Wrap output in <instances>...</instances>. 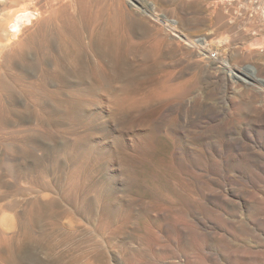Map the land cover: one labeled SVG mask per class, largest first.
Returning <instances> with one entry per match:
<instances>
[{"label":"bare ground","instance_id":"1","mask_svg":"<svg viewBox=\"0 0 264 264\" xmlns=\"http://www.w3.org/2000/svg\"><path fill=\"white\" fill-rule=\"evenodd\" d=\"M32 1L0 0V264H42L38 246L48 238L53 244L51 261L59 229L64 240L74 237L76 224L83 221L104 229L107 203L100 193L87 199L73 156L77 150L87 155L90 149L101 154H114L115 149L94 136H72L69 125L82 108L98 110L97 101L89 99L101 103L95 113L100 116L141 90L149 91L153 102L171 104L188 97L187 105H194L193 110L205 104L201 115L210 122L224 119L216 131L227 141L203 151L189 149L200 157L192 156L193 162L186 164L199 173L173 180L168 193L186 202L191 211L204 210L213 220L195 222L188 218L190 211H172L173 247L157 240L145 246L147 250L158 247V254L152 255L154 263L233 264L223 253L229 250L226 239L230 236L252 245L246 254L249 264H264L262 224L237 216L227 220L228 229L220 227L222 233L214 231V214L221 216L214 212L215 201L230 197L239 201L237 212L252 203L264 214V54L251 42L253 33L264 37V0H234L211 9V0H165L164 11L144 0H57L59 6L50 0ZM96 2L102 8L93 13L90 7ZM240 8L249 11L242 13ZM238 16H244L245 22L237 23ZM214 40L225 43L217 56ZM185 76L188 80L183 83ZM222 103L225 106H218ZM127 141L138 144L133 138ZM175 151L183 153L179 146ZM214 152L221 160L217 164L208 158ZM238 163L263 169L244 175L238 169L239 180L259 187V195L228 188L225 177L214 189V167L220 172ZM114 165L111 159L110 173ZM111 187L118 193L111 209L126 207L132 215V188H120L117 179ZM165 213L155 211L156 216ZM147 216L154 217L150 210ZM243 222L247 226L238 232L236 225ZM197 225L206 232H199ZM113 236V246L104 244L108 252H116L109 253L110 264H143L139 244L136 252L118 234ZM206 236L213 245L217 238L219 251L213 247L203 252L197 239L204 242ZM184 237L196 255L185 253L180 241Z\"/></svg>","mask_w":264,"mask_h":264},{"label":"rangeland","instance_id":"2","mask_svg":"<svg viewBox=\"0 0 264 264\" xmlns=\"http://www.w3.org/2000/svg\"><path fill=\"white\" fill-rule=\"evenodd\" d=\"M34 1L36 0H33L32 2ZM50 1L55 6H59L57 0ZM144 1L149 6H152L156 3V5L160 7L161 11H164L166 8L165 0ZM232 1L234 0H211L209 7L211 9V7H215V5L218 6L219 4ZM92 5L93 6L90 7V10L93 13L98 12L100 8H102V5L99 2L93 3ZM205 6L206 8L208 7V5ZM209 7L207 9H209ZM21 8H23V6ZM240 10L242 13H247L249 11V9L242 8H240ZM73 11H76V7L73 8ZM244 22V16H238L237 23L242 24ZM251 36V42H256L253 48L258 53L264 54V37H260L255 33H253ZM253 38L255 41H253ZM224 44L225 43L220 44L215 40L212 42V46L214 48L213 53L216 52L214 55L217 56L218 54H221V52L219 53L218 51L221 50ZM208 47L207 49L209 50L210 47ZM187 80L188 78L185 76L183 79H181V82L184 83L187 82ZM152 99L153 96L149 93V91H138L132 95H129V100L123 105L115 106L112 104L110 108H106L104 115L101 114L102 116L95 115L96 112L100 111V108L102 107V105H100L101 103L99 104L97 99H89L92 103L97 101L96 104L98 105V110H96L95 107H91V111H86L87 108H82L79 113L74 115V118L69 125V132L72 134V136L76 138L78 136L87 138L94 136L97 139H102L105 142H108L115 149V155L107 151H105L104 154H101L98 151H94L92 153L91 151L93 149H90L87 155H83L77 150L74 152L73 156L76 172L81 175V186L86 192L87 199L92 200L95 193H100L104 197L105 202L107 203L106 221L104 229L94 227L87 221H85V224L84 221L81 224H76V235L69 240H64L62 238V230L59 229V237L57 239V246L55 248L56 256L52 257L51 261L48 260V257L52 252L51 246L53 244L49 238L42 240L38 246L42 264H110L109 253L116 252H108L105 248V245L107 244L106 247L113 246L114 234H118L120 239H123L125 242H127L130 249L138 247L137 244H139L141 250H143L142 252L140 250L142 256L141 258L139 257V259L142 260L143 264H156L154 263L155 259L153 256L158 254V247L155 245L153 250H147L145 246H152L156 243L155 240H157L162 243H167V245H171L173 247V244L170 242L171 235L174 234V225L172 224V218H174V214L172 211L176 210L177 212L181 213L190 211L188 218L195 222L205 221L207 219L213 220V217L210 216L209 218V215L204 210L198 209L196 211H191L186 202L181 201L178 196H171L168 193L173 180L178 178L185 180V175L190 173H199L195 172L193 167H189L186 164V162H193L192 156H199V153L191 152L189 149L203 151L207 147L211 148L216 143L222 144L227 142L225 137L216 131L217 125L223 123L224 119H220L216 122H210L206 116L201 115L205 114V104H198V108L193 110L195 107L194 105H187V102L190 101L188 100V97H184L181 100L175 102L173 101L171 104L166 102H153ZM224 104L226 105L227 102ZM224 104H218V106H225ZM184 116H188L189 118L184 120ZM82 119L84 120L82 121ZM156 119L159 121H156ZM110 123L113 125V127ZM211 128H213V130ZM118 132H121L122 135ZM125 135H128V137ZM131 138L138 140V144L136 146L130 145V143H128L127 140ZM184 142L186 145H184ZM176 146L181 147L183 149V153H177L175 151ZM233 154L234 152H230L229 156L233 158L235 156V154ZM181 157L184 160H180ZM208 158L214 160V164H217L218 162L216 163V161L218 160L219 162L221 161L219 154L215 152L214 157L208 156ZM111 159L115 162V169L113 173L108 171V165ZM261 162L262 167H264V156L262 157ZM238 169L243 172V175L246 172H261L263 170L256 164L252 163H238L236 164V167L225 166V168H221L220 172L214 167V189H218L215 183L223 182L222 178L225 177L229 178V181L226 182L228 184V188H240L246 194L257 193L259 195L261 191L259 187L256 188L250 183L241 182L239 180L237 177L239 174ZM114 179L119 181L120 188H132L131 195L135 200L134 207L131 208L133 212L132 215L128 214L126 207L118 210L116 209V211L111 209L110 205L112 204V201L118 196L117 191L113 190L111 187V185H113ZM193 189L198 192L196 187ZM237 201L238 200L236 199L231 200L230 197H227V199L223 202H214V212L216 211L221 214L220 218H217L214 214L215 232L222 233V231H220L221 226H224L228 229L227 220L230 221L234 218H237V216L239 219L242 218V221L255 220L257 223H260V225L262 224L264 226V214H262L263 212H261L259 208H256L251 203L248 204L246 207L247 209L237 212V204L239 203V201ZM220 207L222 209H220ZM161 209L166 213L163 216H156L155 211ZM149 210L152 211L154 217L147 216V212ZM232 213L236 216H231ZM207 224L206 226H210ZM262 225L261 227H263ZM197 226L199 232H206L205 227H200V225ZM244 226H247L245 222H243L240 226L237 224L236 230L239 232L244 228ZM207 236L204 237V242L197 239L204 247L203 252L213 251V247L214 252L219 251V247H216L218 242L217 238L214 237L213 245V241ZM119 238L116 240L119 241ZM226 240L229 250L223 251L224 258L227 259L229 263L233 264H249V259L246 258V254L250 253L249 249L252 248V245L245 243L241 237L235 240L229 236ZM180 241L182 242L181 246H184L185 253L187 254L188 252L187 255L190 254L192 256L194 253L196 255L195 249L190 245L186 237L180 238ZM143 242L148 243V245L143 244ZM134 250H136V252L139 251L135 248ZM149 255L153 256L150 257ZM164 264H167V262L165 261ZM181 264L185 263L182 262Z\"/></svg>","mask_w":264,"mask_h":264}]
</instances>
